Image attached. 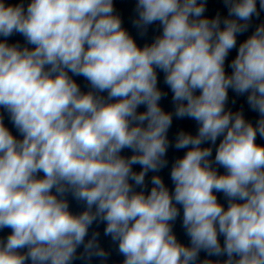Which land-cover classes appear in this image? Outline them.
Segmentation results:
<instances>
[{
  "label": "clouds",
  "instance_id": "9594fccd",
  "mask_svg": "<svg viewBox=\"0 0 264 264\" xmlns=\"http://www.w3.org/2000/svg\"><path fill=\"white\" fill-rule=\"evenodd\" d=\"M224 5L227 17L210 19L205 0H137L136 27L162 26L139 47L113 0H31L26 9L0 0V107L23 136L0 117V230L11 229L0 239V264H72L80 246V259L106 264L99 233L85 241L97 221L106 223L122 264H264V145L256 143L264 138V24L237 48L259 16L257 0ZM14 33L34 47L10 45ZM157 69L175 116L196 121L198 130L181 131L173 145L187 149L170 171L174 191L153 175L146 195L134 186L167 165L173 121L159 104L167 93ZM69 72L95 91L82 93ZM229 89L246 94L259 114L255 125L242 111H226ZM220 137L210 159L212 147L202 145ZM124 149L132 154L122 156ZM68 193L85 205L79 214L69 210ZM177 205L190 246L172 230ZM201 251L226 259L200 261Z\"/></svg>",
  "mask_w": 264,
  "mask_h": 264
}]
</instances>
